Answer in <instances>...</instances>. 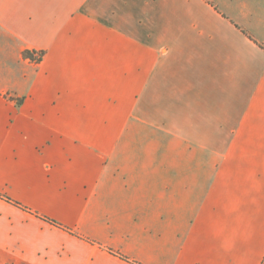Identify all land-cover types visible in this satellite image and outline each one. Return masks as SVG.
Listing matches in <instances>:
<instances>
[{"label":"crops","instance_id":"crops-1","mask_svg":"<svg viewBox=\"0 0 264 264\" xmlns=\"http://www.w3.org/2000/svg\"><path fill=\"white\" fill-rule=\"evenodd\" d=\"M0 264H264V0H0Z\"/></svg>","mask_w":264,"mask_h":264},{"label":"built area","instance_id":"built-area-1","mask_svg":"<svg viewBox=\"0 0 264 264\" xmlns=\"http://www.w3.org/2000/svg\"><path fill=\"white\" fill-rule=\"evenodd\" d=\"M42 57V55L36 53L34 54L33 59L37 62H40L42 60Z\"/></svg>","mask_w":264,"mask_h":264},{"label":"trees","instance_id":"trees-1","mask_svg":"<svg viewBox=\"0 0 264 264\" xmlns=\"http://www.w3.org/2000/svg\"><path fill=\"white\" fill-rule=\"evenodd\" d=\"M30 55H31V54H29V53H28V54H26V56H28V57H29Z\"/></svg>","mask_w":264,"mask_h":264}]
</instances>
